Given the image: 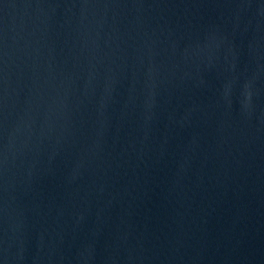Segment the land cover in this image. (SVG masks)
<instances>
[{
    "label": "water",
    "instance_id": "95a60500",
    "mask_svg": "<svg viewBox=\"0 0 264 264\" xmlns=\"http://www.w3.org/2000/svg\"><path fill=\"white\" fill-rule=\"evenodd\" d=\"M0 264H264V0H0Z\"/></svg>",
    "mask_w": 264,
    "mask_h": 264
}]
</instances>
